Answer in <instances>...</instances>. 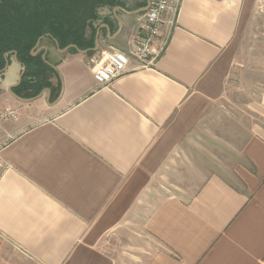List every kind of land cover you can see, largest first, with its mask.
Listing matches in <instances>:
<instances>
[{"label":"crops","instance_id":"crops-1","mask_svg":"<svg viewBox=\"0 0 264 264\" xmlns=\"http://www.w3.org/2000/svg\"><path fill=\"white\" fill-rule=\"evenodd\" d=\"M119 1L98 10L92 51L40 41L52 69L41 98L8 93L22 71L12 57L0 75V264H118L106 237L138 264H264V130L233 182H182L195 178L184 142L225 94L260 0H183L164 53L138 70L147 0ZM111 51L130 70L98 87L88 60Z\"/></svg>","mask_w":264,"mask_h":264},{"label":"rangeland","instance_id":"rangeland-1","mask_svg":"<svg viewBox=\"0 0 264 264\" xmlns=\"http://www.w3.org/2000/svg\"><path fill=\"white\" fill-rule=\"evenodd\" d=\"M240 34L239 50L225 94L210 116L184 142L196 179L183 183L197 184L200 178L204 180L214 173L233 182L232 170L241 160L245 142L258 130L260 133L264 130V0L259 1ZM48 77L49 71L45 70L43 83ZM103 245L111 250L115 246L118 264H138V260L124 253L127 245L122 237L118 240L106 237Z\"/></svg>","mask_w":264,"mask_h":264},{"label":"trees","instance_id":"trees-1","mask_svg":"<svg viewBox=\"0 0 264 264\" xmlns=\"http://www.w3.org/2000/svg\"><path fill=\"white\" fill-rule=\"evenodd\" d=\"M118 5L119 0H0V75L15 54L25 72L12 92L29 99L50 89L42 81L45 70L52 71L41 58L43 51L32 55L37 42L49 38L60 50L74 46L70 52L92 51L98 10Z\"/></svg>","mask_w":264,"mask_h":264},{"label":"built area","instance_id":"built-area-1","mask_svg":"<svg viewBox=\"0 0 264 264\" xmlns=\"http://www.w3.org/2000/svg\"><path fill=\"white\" fill-rule=\"evenodd\" d=\"M183 0H148L143 14V22L136 38L131 56L138 63L133 70L154 67L164 53L171 35L176 27ZM168 30L164 33V27ZM93 69V79L98 87H106L113 80L122 76L129 69V57L120 51H111L93 55L88 60ZM6 117H14L6 111Z\"/></svg>","mask_w":264,"mask_h":264},{"label":"water","instance_id":"water-1","mask_svg":"<svg viewBox=\"0 0 264 264\" xmlns=\"http://www.w3.org/2000/svg\"><path fill=\"white\" fill-rule=\"evenodd\" d=\"M147 6H148V0H147V3H146V7H144V8L142 9L143 12L146 11ZM40 41H41V39L37 42V44H36V46H35V48H34V51L32 52V55L35 56L37 53L43 51V55H42L41 58H42V60H43L47 65H49L48 61L46 60L47 50H46L45 47H39V43H40ZM54 44H55L56 47H57V44H56L55 42H54ZM94 45H96V46L98 45V32H97L96 35H95ZM71 48H74V46H68V47H66V48L63 49V50H60V49H59V51H60V52H66V51L70 50ZM77 51H79V52H83V53L86 52V51H80V50H77ZM12 58H13V60L17 63V57H16L15 54L12 56ZM7 66H8V61H6V64H5V67H4L3 70H2V73L6 70ZM49 66H50V65H49ZM24 72H25V68L22 67V71H21V73H20V76H19L18 81L16 82V84H15V85H12V86H10V87L8 88V93H9L13 98H15V99H17V100H19V101H21V102H32V101H34V100H36V99L41 98V97L44 95L45 92H47V93L50 92L48 89H45V90L41 91L36 97H34V98H29V99H24V98H20V97L16 96V95L12 92V88H14V87H16V86H18V85L20 84Z\"/></svg>","mask_w":264,"mask_h":264}]
</instances>
